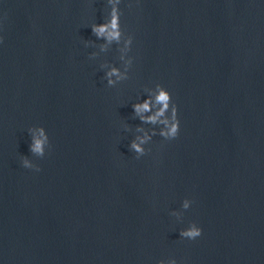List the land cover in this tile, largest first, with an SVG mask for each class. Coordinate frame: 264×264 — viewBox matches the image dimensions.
Wrapping results in <instances>:
<instances>
[{
	"label": "water",
	"instance_id": "95a60500",
	"mask_svg": "<svg viewBox=\"0 0 264 264\" xmlns=\"http://www.w3.org/2000/svg\"><path fill=\"white\" fill-rule=\"evenodd\" d=\"M0 264H264V0H0Z\"/></svg>",
	"mask_w": 264,
	"mask_h": 264
},
{
	"label": "clouds",
	"instance_id": "9594fccd",
	"mask_svg": "<svg viewBox=\"0 0 264 264\" xmlns=\"http://www.w3.org/2000/svg\"><path fill=\"white\" fill-rule=\"evenodd\" d=\"M107 27L105 25H97L93 27V32L97 34V36H102L106 31ZM110 39H118V33L116 31H113V33L110 34ZM118 74L116 69H113L112 72L108 73V76H112ZM113 83L111 80H109V84ZM172 100L171 92L167 88H162L160 94L156 97V102L163 105V108L159 113H157L156 116H147V117H141V119L145 123H155L157 120V116L163 115L165 111H167L170 101ZM134 111L139 114L141 112H150L151 111V99L145 100L143 103L136 104L133 106ZM172 118L168 121V127L165 132H162L161 134L170 138L175 139L180 134V120H179V110L178 106L174 105L172 106ZM139 139V138H138ZM144 143L143 140L140 141V143H137L136 141L132 142L131 147L137 152L143 154L144 149L142 147V144ZM42 142L41 141H35L33 145L30 146V151L32 152H42ZM23 166L25 168H32V165L30 161L27 159V157L23 158ZM37 171L40 170V168L36 169ZM184 207H188V202L186 201L184 204ZM203 232V229L199 226H193L189 228L186 231H183L181 235L185 238L189 239H196L197 237L201 236Z\"/></svg>",
	"mask_w": 264,
	"mask_h": 264
}]
</instances>
